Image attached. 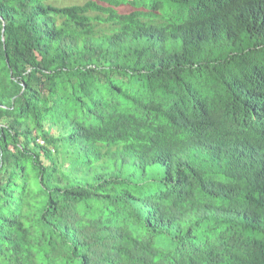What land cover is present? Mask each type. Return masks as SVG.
Returning a JSON list of instances; mask_svg holds the SVG:
<instances>
[{
	"label": "clouds",
	"instance_id": "clouds-1",
	"mask_svg": "<svg viewBox=\"0 0 264 264\" xmlns=\"http://www.w3.org/2000/svg\"><path fill=\"white\" fill-rule=\"evenodd\" d=\"M0 264H264V0H0Z\"/></svg>",
	"mask_w": 264,
	"mask_h": 264
}]
</instances>
